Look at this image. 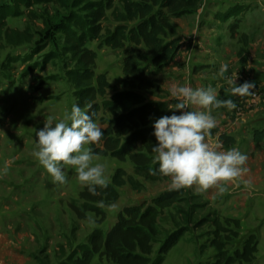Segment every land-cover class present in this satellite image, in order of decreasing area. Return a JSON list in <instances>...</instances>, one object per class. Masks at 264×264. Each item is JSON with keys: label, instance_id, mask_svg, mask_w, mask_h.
Segmentation results:
<instances>
[{"label": "rangeland", "instance_id": "374dc122", "mask_svg": "<svg viewBox=\"0 0 264 264\" xmlns=\"http://www.w3.org/2000/svg\"><path fill=\"white\" fill-rule=\"evenodd\" d=\"M202 5L201 15L223 18L222 23L226 22L219 25L211 20L213 43L226 42L227 47L225 55L224 52L215 54L219 61L225 60L226 56H235L236 48L227 40L241 44L238 45V56L244 51L248 56L257 55V49L262 48V87L256 110L250 108L243 114L238 109L239 101L230 94L231 90L220 89L221 98L234 99L237 107L234 110L213 109L218 123L211 130L208 142L218 150L239 148L246 153L248 171L237 180L227 182L228 190L224 193L216 187L205 191H200L198 185L185 187L191 195L189 204L196 214L193 223L187 226V232L164 256L161 264H220L222 261L216 257L213 239L224 238L225 254L231 256L241 249L250 234L258 240L257 253L251 264H264V139L258 143L253 140L255 131L264 130V0H201L198 7ZM5 9L9 13L2 21L0 33V168L6 161L11 162L7 173L0 174V264H71L87 244L90 233L96 229L103 233L109 231L123 207L148 202L173 188L170 178L145 181L134 175L128 160L119 162L98 154L93 163L106 165L108 183L114 171L121 167L142 185L138 189L129 184L118 188V200L100 206V214L82 208L78 194L84 186L78 181L73 166L65 165L67 183L59 184L53 180L32 155L35 129L42 128L50 117L62 118L65 110L70 111L77 101L68 75L74 63L66 48L65 31L76 29L74 23L85 22L87 15L83 5L75 0H0V11ZM114 9L122 11L118 0L100 22L101 35L105 30L113 31L118 24L111 13ZM173 19L176 18L171 17L170 23ZM86 47L97 56L92 67L94 74H104L108 82L120 86L122 61L126 50L132 47L130 43L125 42L122 49H112L99 38L88 41ZM138 50L145 57L143 64H149L148 73L153 72L151 57L145 48L140 46ZM162 71L150 76L158 85ZM165 95L170 94L162 89V93L147 97L157 101ZM105 98L108 99L109 94ZM101 100L98 98L99 103ZM99 115L103 119L109 118L107 112L101 111ZM220 134L232 137L234 142L223 144L218 139ZM92 144L100 148L99 142L86 147ZM71 203L83 212V218L70 209ZM186 208V205H180L176 209L178 212L166 209L161 226L167 224L172 215H179L178 221L182 225L184 213L179 210ZM209 214H215L225 230L236 229L233 224L225 223L224 218L240 220L238 236L234 237L232 231L216 234L215 227L208 221V218L212 219ZM91 264L109 263L95 258Z\"/></svg>", "mask_w": 264, "mask_h": 264}, {"label": "trees", "instance_id": "16d2710c", "mask_svg": "<svg viewBox=\"0 0 264 264\" xmlns=\"http://www.w3.org/2000/svg\"><path fill=\"white\" fill-rule=\"evenodd\" d=\"M115 0H75L83 5L87 18L85 22H75L76 29L65 31V43L73 69L68 72L75 89L76 103L82 109L91 102L94 119L100 124L105 135L99 141L100 148L91 146L93 152L110 156L119 162L126 160L133 167V173L145 181L158 182L169 177L149 174V168H157L153 163L151 151L157 143L153 135V120L163 115H171L172 110L166 102L150 101L149 94L162 93L160 85L150 79L159 74L177 54L181 38L170 23L171 17H180L197 9L201 0H118L122 11L113 10L112 16L118 24L113 31L105 30L100 22L113 7ZM8 10L0 11V33L2 21L8 16ZM127 23H131L128 26ZM101 38L103 43L112 49H122L125 42L132 47L126 50L122 61L123 79L120 86L111 84L104 74L95 75L92 67L96 53L86 47L91 40ZM143 46L151 57L150 65L154 71L148 73L149 64H143L145 57L138 50ZM109 94V98L105 95ZM102 98L98 102V98ZM107 112L108 119L100 117V112ZM152 117V119H150ZM223 144L233 143V138L220 134ZM264 139V130L253 133V140L258 143ZM129 184L133 189L142 185L123 168H117L105 188L98 187V194L93 195L84 186L78 198L82 201L84 211L100 213V206L110 205L119 198L118 188ZM191 195L185 188L171 189L162 192L150 201L123 207L116 215L114 225L103 233L96 229L87 239V244L80 249V255L71 264H91L95 258L104 259L109 264H161L164 256L174 247L187 232V226L193 223L196 210L189 204ZM180 209L184 213L183 224L178 221L179 215H172L169 222L161 226V219L166 209ZM70 209L79 218L84 214L73 203ZM99 207V208H97ZM208 221L215 227V233L231 232L238 236L240 220L224 218L227 224H233L235 231L225 230L224 225L215 214H209ZM181 219V218H180ZM224 238H214L212 245L220 264H251L257 253L258 240L254 234L248 235L241 249L231 256L225 254ZM158 247L154 251L155 247Z\"/></svg>", "mask_w": 264, "mask_h": 264}, {"label": "clouds", "instance_id": "9594fccd", "mask_svg": "<svg viewBox=\"0 0 264 264\" xmlns=\"http://www.w3.org/2000/svg\"><path fill=\"white\" fill-rule=\"evenodd\" d=\"M228 68L227 63H222L219 75L223 77ZM237 78L238 73L234 77H226L233 96L252 95L256 87L254 81L238 83ZM168 91L177 101L168 108L180 111H172L171 115L153 120V135L157 143L151 151L155 154L153 163L158 167L149 168V174L169 177L173 189L198 185L200 191L216 187L220 193H224L228 190L227 182L237 180L248 171L245 167L248 157L239 148L218 150L207 138L218 123L213 109H235V100L221 98L217 88L211 84L192 87L177 82ZM189 106L197 107L189 110ZM92 107L91 102L86 103L88 110L73 103L62 118H48L42 128L35 129L32 155L59 184L68 182L65 165L73 166L80 184L86 186L91 194L97 195L98 187H107L108 177L104 163H93L98 154L91 147H86L99 142L105 135L94 119ZM10 162H5L0 174L7 173Z\"/></svg>", "mask_w": 264, "mask_h": 264}, {"label": "crops", "instance_id": "0c3cea01", "mask_svg": "<svg viewBox=\"0 0 264 264\" xmlns=\"http://www.w3.org/2000/svg\"><path fill=\"white\" fill-rule=\"evenodd\" d=\"M202 10L203 5L198 7L195 12H190L171 21L176 35L181 38V43L173 60L163 69L160 75L163 77L157 79L161 88L166 92L173 83L178 82L191 85L192 87H207L209 84L213 86L215 84L218 92L223 87L230 90L226 77H234L238 73V83L254 81L256 87L253 89V93L259 92L262 87L260 81L262 73V48L259 47L256 52L261 57H257V55L248 56L246 54L247 51L238 56V45L241 44L236 40H227L229 45H233L236 48L235 56L232 58L226 56L225 60L219 61L215 54L224 52L225 55L227 47H225L226 42L213 43L215 36L212 34L214 33V28L211 27L213 23L211 20L218 22L219 25H224L226 22L222 23L221 19L223 18L216 19L201 15ZM248 44L250 46V42ZM222 63L229 65L223 77L218 72ZM230 94L233 95L232 93ZM234 98L239 101L238 109L242 110L241 114L248 112L250 108L251 111L257 108L256 104L258 101L257 99H253L251 95L244 97L234 96ZM156 100L166 102L168 106L177 102L170 95H165L164 98H157ZM194 107L197 106H189V110H192Z\"/></svg>", "mask_w": 264, "mask_h": 264}, {"label": "built area", "instance_id": "2783aa9c", "mask_svg": "<svg viewBox=\"0 0 264 264\" xmlns=\"http://www.w3.org/2000/svg\"><path fill=\"white\" fill-rule=\"evenodd\" d=\"M251 97L253 98V99H257V101L259 100V94H258V92L256 93H253L252 95H251Z\"/></svg>", "mask_w": 264, "mask_h": 264}]
</instances>
